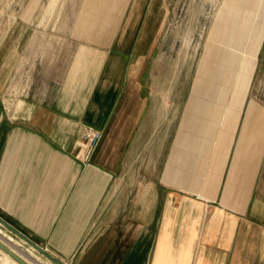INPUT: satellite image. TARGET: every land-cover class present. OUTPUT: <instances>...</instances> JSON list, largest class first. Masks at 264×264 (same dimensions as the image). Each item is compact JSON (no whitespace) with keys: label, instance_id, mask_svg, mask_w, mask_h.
Masks as SVG:
<instances>
[{"label":"crops","instance_id":"crops-1","mask_svg":"<svg viewBox=\"0 0 264 264\" xmlns=\"http://www.w3.org/2000/svg\"><path fill=\"white\" fill-rule=\"evenodd\" d=\"M131 38L106 51L79 43L66 75H81L46 79L41 93L30 80L28 97L0 40V238L31 264L17 241L55 264H264V128L245 122V93L222 69L209 76L227 80L200 77L185 106L176 94L170 119L155 114ZM85 126L102 134L92 150Z\"/></svg>","mask_w":264,"mask_h":264},{"label":"rangeland","instance_id":"rangeland-1","mask_svg":"<svg viewBox=\"0 0 264 264\" xmlns=\"http://www.w3.org/2000/svg\"><path fill=\"white\" fill-rule=\"evenodd\" d=\"M79 5L78 0H0V40L7 46L6 74L23 77L18 95L22 91L30 95V80L33 89L41 93L46 79L80 76V68L75 75H66L79 43L106 51L117 38L131 36L132 44L143 56L138 74L145 76L151 112L167 111L170 119L177 103L185 106L193 89L204 88L199 80L213 84L221 77L227 80L226 76H209L222 74L223 69L231 74V91L245 93V122L253 120L260 123V130L264 128V0H90L91 8ZM86 10L90 13L85 17ZM131 28L135 32L129 31ZM127 73L123 70L120 76ZM8 93L13 98L17 95L16 89ZM176 94L181 97L179 102ZM154 122L152 131L157 129ZM154 134L157 137V130ZM150 135L146 139L153 140ZM141 149L135 154L139 155ZM157 149L152 145L150 150L156 154ZM138 161L135 170L140 169ZM258 186L264 198V163ZM17 243L29 249L40 264L57 261L44 249ZM4 262L11 261L4 258Z\"/></svg>","mask_w":264,"mask_h":264},{"label":"built area","instance_id":"built-area-1","mask_svg":"<svg viewBox=\"0 0 264 264\" xmlns=\"http://www.w3.org/2000/svg\"><path fill=\"white\" fill-rule=\"evenodd\" d=\"M101 136H102L101 131L95 129L92 126H85V128L81 132V141L86 143L89 150H92L100 141ZM0 228L3 230V225L1 221H0ZM0 241L6 243L2 239H0Z\"/></svg>","mask_w":264,"mask_h":264},{"label":"water","instance_id":"water-1","mask_svg":"<svg viewBox=\"0 0 264 264\" xmlns=\"http://www.w3.org/2000/svg\"><path fill=\"white\" fill-rule=\"evenodd\" d=\"M0 250L8 254L11 258H13L16 262L19 264H30L25 259H23L21 256L16 254L12 248H10L6 243L0 241Z\"/></svg>","mask_w":264,"mask_h":264},{"label":"bare ground","instance_id":"bare-ground-1","mask_svg":"<svg viewBox=\"0 0 264 264\" xmlns=\"http://www.w3.org/2000/svg\"><path fill=\"white\" fill-rule=\"evenodd\" d=\"M1 239V238H0ZM8 245V244H7ZM9 246V245H8ZM12 246H13V244H12ZM10 247V246H9ZM11 248V247H10ZM12 250L16 253V254H18L17 253V251L18 252H20V251H22L23 249H19V248H16L15 246H13V248H12ZM3 252V251H2ZM4 254H6L5 252H3ZM9 258H11L8 254H6ZM19 256H21L20 254H18ZM24 255V254H23ZM23 258V257H22ZM14 262H16L13 258H11ZM29 259V258H28ZM32 260V259H31ZM27 261V260H26ZM28 262V261H27ZM17 264H19L18 262H16ZM31 264V263H30Z\"/></svg>","mask_w":264,"mask_h":264}]
</instances>
